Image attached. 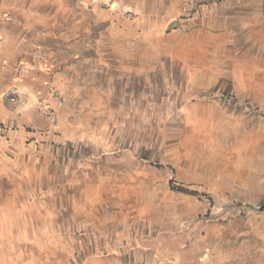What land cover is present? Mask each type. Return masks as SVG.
Here are the masks:
<instances>
[{
	"label": "rangeland",
	"instance_id": "374dc122",
	"mask_svg": "<svg viewBox=\"0 0 264 264\" xmlns=\"http://www.w3.org/2000/svg\"><path fill=\"white\" fill-rule=\"evenodd\" d=\"M0 5L60 19L80 64L65 122L79 165L0 170V264H82L157 226L205 264H264V0Z\"/></svg>",
	"mask_w": 264,
	"mask_h": 264
},
{
	"label": "crops",
	"instance_id": "0c3cea01",
	"mask_svg": "<svg viewBox=\"0 0 264 264\" xmlns=\"http://www.w3.org/2000/svg\"><path fill=\"white\" fill-rule=\"evenodd\" d=\"M14 10V6L0 5V14H10ZM59 21L43 13L9 15L0 19V170L4 173H15L21 178L29 173L41 177L45 164L53 171L65 164L79 165L69 154L73 145L70 141L79 128L73 125L70 131L66 130L67 124L65 126V122L76 123L75 112L68 114V93L75 97L76 105L80 99V86L76 83L79 81L71 75L73 67L80 64H73L67 58V52H71L77 40L64 31V26L57 25ZM35 50L48 53L52 72L48 76L45 71L32 70L26 77H18L15 73L17 63L29 61ZM75 55L77 57V53ZM11 86L26 94V103H13L2 96ZM39 98L56 110L55 125L48 124L38 114L35 101ZM56 142L61 143L60 146ZM81 171L78 167L75 174L80 175ZM79 181L75 180L77 184ZM133 218L124 216L112 221L122 226V222ZM124 229L125 226L114 231ZM175 233L174 226L144 227L139 235L115 239L114 252L85 255L82 264H205V260H200L197 244L179 240Z\"/></svg>",
	"mask_w": 264,
	"mask_h": 264
},
{
	"label": "built area",
	"instance_id": "2783aa9c",
	"mask_svg": "<svg viewBox=\"0 0 264 264\" xmlns=\"http://www.w3.org/2000/svg\"><path fill=\"white\" fill-rule=\"evenodd\" d=\"M51 57L47 52L35 50L32 52L29 61H19L15 67V73L18 77H26L32 70L45 71L49 76L52 72ZM2 96L13 103H26V94L17 87L11 86L2 92ZM38 114L50 125H55L57 121L56 110L46 100L39 98L35 101Z\"/></svg>",
	"mask_w": 264,
	"mask_h": 264
},
{
	"label": "trees",
	"instance_id": "16d2710c",
	"mask_svg": "<svg viewBox=\"0 0 264 264\" xmlns=\"http://www.w3.org/2000/svg\"><path fill=\"white\" fill-rule=\"evenodd\" d=\"M170 187H171V189L177 190L179 192H183V193H187V194H193L194 193V192H191V191L186 190V189L181 188V187L172 186V184H170ZM259 206L261 209H264V200L259 203Z\"/></svg>",
	"mask_w": 264,
	"mask_h": 264
}]
</instances>
